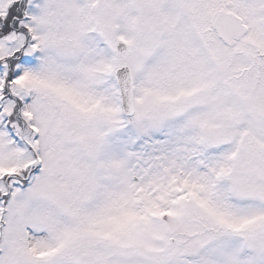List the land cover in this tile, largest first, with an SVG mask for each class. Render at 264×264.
I'll list each match as a JSON object with an SVG mask.
<instances>
[{
  "label": "snow or ice",
  "instance_id": "obj_1",
  "mask_svg": "<svg viewBox=\"0 0 264 264\" xmlns=\"http://www.w3.org/2000/svg\"><path fill=\"white\" fill-rule=\"evenodd\" d=\"M0 264H264V0H0Z\"/></svg>",
  "mask_w": 264,
  "mask_h": 264
}]
</instances>
